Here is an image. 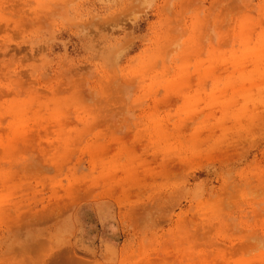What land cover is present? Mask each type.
<instances>
[{
    "label": "rangeland",
    "instance_id": "rangeland-1",
    "mask_svg": "<svg viewBox=\"0 0 264 264\" xmlns=\"http://www.w3.org/2000/svg\"><path fill=\"white\" fill-rule=\"evenodd\" d=\"M262 242L264 0H0V264Z\"/></svg>",
    "mask_w": 264,
    "mask_h": 264
},
{
    "label": "snow or ice",
    "instance_id": "snow-or-ice-1",
    "mask_svg": "<svg viewBox=\"0 0 264 264\" xmlns=\"http://www.w3.org/2000/svg\"><path fill=\"white\" fill-rule=\"evenodd\" d=\"M146 6L151 7L152 5H146ZM261 246L264 247V242H262Z\"/></svg>",
    "mask_w": 264,
    "mask_h": 264
}]
</instances>
